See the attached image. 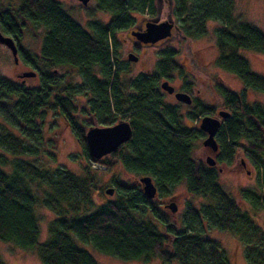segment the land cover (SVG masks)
Segmentation results:
<instances>
[{
	"label": "trees",
	"instance_id": "16d2710c",
	"mask_svg": "<svg viewBox=\"0 0 264 264\" xmlns=\"http://www.w3.org/2000/svg\"><path fill=\"white\" fill-rule=\"evenodd\" d=\"M173 1L179 29L172 36L200 37L208 21L221 22L216 30L218 65L264 93V77L252 72L240 55L242 50L264 53V32L235 16L234 0ZM5 3L0 0V29L6 35L20 41L24 30L42 27L43 36L38 54L22 53L24 62L39 73L36 86L0 75V242L35 252L41 264H98L76 241L125 261L234 264L220 241L205 236L214 228L231 233L243 244L247 264H264V228L223 189L217 170L196 155V140L203 133L194 135L185 128L179 109L164 101L158 82L180 70L177 50L164 49L154 73L139 74L128 84L120 76L123 69L116 67L115 32L133 26L131 12L153 13L159 0H95L96 10L110 13L112 20L108 25L90 23L91 32L57 0ZM61 67L75 68L90 87L94 97L85 107L76 103L70 77L63 81L56 76ZM219 92L230 116L219 131L218 161L231 162L238 149L264 166V108L247 104L239 92L224 84ZM79 113L93 117L100 127L121 115L129 121L132 137L115 153L95 160L88 153L86 130L74 117ZM50 114L63 118L78 141L88 161L82 175L56 164L57 137L47 139L43 131ZM92 161L102 168L93 169ZM115 163L131 174L150 176L157 196H169L185 182L187 191L206 203L199 208L189 204L177 228L140 187L113 181L116 198L84 212L94 205L92 170L111 169ZM239 194L254 209H264V194L251 189H241ZM40 203L57 215L44 242L39 241L36 213ZM0 264H5L1 253Z\"/></svg>",
	"mask_w": 264,
	"mask_h": 264
},
{
	"label": "rangeland",
	"instance_id": "374dc122",
	"mask_svg": "<svg viewBox=\"0 0 264 264\" xmlns=\"http://www.w3.org/2000/svg\"><path fill=\"white\" fill-rule=\"evenodd\" d=\"M64 9L84 28L88 31H92L89 24L93 22H99L104 25H108L112 16L110 13L98 11L95 8V0H90L87 6H83L77 0H57ZM172 2L170 6L176 5V1ZM4 4L5 0H1ZM235 8L234 13L241 21L249 23L264 32V0H234ZM6 4V3H5ZM160 5V7H158ZM155 7L153 13L149 10L141 12H131L135 18L134 24L131 29L138 27L141 22L152 21L155 19L164 20L168 17L167 2L164 4L159 2ZM173 12H171L172 15ZM173 21L176 25H179L177 18L174 16ZM222 24L219 21H208L205 25L206 33L203 36L183 39L181 34H174L169 40L164 41L159 46H150L144 49H134L130 41L129 30L115 32L116 44L115 52L118 60V65L121 69L120 76L125 84H128L139 74L154 73L158 61L160 60V53L166 48H175L177 50L176 60L180 66V70L172 72L170 78H166L172 86L176 89L181 87H187L190 81H196L195 86L201 89V97L212 107L221 109L224 106L223 99L221 98L218 89H215V80L220 79L224 85L228 86L234 91H240L242 89V83L240 79L233 73L221 68L218 63V49L216 47V30L221 27ZM0 32L4 33L1 29ZM43 28L32 27L23 31L22 38L19 46L21 52L18 53V63L14 62V57L11 51L4 45L0 44V75L22 84V78L17 75L26 71H35L31 66L27 65L23 58L22 53L24 50H28L35 54L37 52L38 43L42 38ZM4 35H6L4 33ZM133 52L138 56V61L133 62L128 60V54ZM240 55L245 58L253 72L264 77V53L255 52L252 50H242ZM98 76V70H96ZM193 75L197 77L194 80ZM56 76L60 79H65L66 76L70 77V81L75 86L74 94L76 103L85 107L88 102L94 97L90 87L86 85L84 78L79 75L78 71L73 67H61L60 72L56 73ZM160 81L158 85L160 87ZM38 78L28 79L24 85L36 86ZM164 100L169 103H175L176 100L173 97L164 95ZM251 103L259 104L264 108V93L252 90L248 93V99ZM189 110L188 107L180 109L181 112ZM74 117L78 120L81 127L87 129V116L86 113L76 114ZM115 122H107L101 124V126H108L117 123L122 119L121 115L115 116ZM199 117L195 119H188L184 121L186 126L196 131L199 129L200 123ZM44 134L47 139L57 137V160L56 164L69 169L77 175H82V170L88 168V161L84 158L82 149L76 140L68 123L61 117L55 115H49L45 126ZM193 132V131H192ZM203 139L196 140V155L205 161L206 149L203 147ZM264 161V156H262ZM245 161L247 167H242V161ZM223 170L218 173V179L223 189L235 199L236 203L243 211L249 212L252 219L256 224L264 228V209H254L252 205L243 200L240 197L241 189H251L259 194H264V166L263 164L256 163L250 156L246 155L241 150H236L235 158L232 163L227 165H220ZM246 171H250L249 174ZM94 177L91 179L93 186L91 187V201L94 204L90 206L88 211L93 212L98 206L107 199H115L117 195V187L113 185V181L119 182L127 186H138V180L142 175L131 174L124 170L120 164H114L111 169H104L93 171ZM112 188L114 190L112 195L106 193V189ZM171 201L177 204V212L172 213L169 208L166 207ZM160 212L166 216L170 222L174 223L177 228L182 226L183 214L189 204L199 208L206 200L201 196H195L189 193L186 189L185 182L177 184L169 196H156L152 199ZM37 216L39 218L40 236L39 241L44 242L49 238V223L55 217L56 213L48 208L45 204L40 203L37 207ZM71 216V214H70ZM155 223L159 224L156 220ZM206 229L207 226H206ZM208 238L218 240L222 243L224 249L227 252L228 257L234 262V264H247L244 252V246L239 240L231 233L221 231L218 229H208L206 235ZM79 247L85 249L98 264H165L160 260L153 259L150 261H125L113 256L105 255L98 252L91 244L77 242ZM0 253L2 260L5 264H41L39 258L35 252L26 251L18 248L11 243L0 242ZM171 264H179L173 262Z\"/></svg>",
	"mask_w": 264,
	"mask_h": 264
},
{
	"label": "water",
	"instance_id": "95a60500",
	"mask_svg": "<svg viewBox=\"0 0 264 264\" xmlns=\"http://www.w3.org/2000/svg\"><path fill=\"white\" fill-rule=\"evenodd\" d=\"M83 6H87L90 0H78ZM160 2V0H159ZM174 28V21L172 17H168L164 21L155 19L152 21H147L145 23V29L132 30L131 35L134 36L139 42L143 44L155 45L160 41H167L172 37V29ZM0 44L5 45L12 53L14 57V62L18 63V47L14 39L10 36L4 35L0 32ZM128 60L136 62L138 60L137 56L130 53L128 54ZM22 78H32L36 76V72L26 71L21 74ZM161 88L168 93H173L175 88L166 80L161 83ZM175 97L178 101L186 104L192 102L189 94L184 92H177ZM230 116V112L221 110L219 112V118L206 116L202 118L200 122V130L207 134V137L203 141V146L208 147L212 153H216L218 150V145L215 140V136L218 130L221 128V120L226 119ZM133 134L132 127L127 120H120L113 125L108 126H97L93 124L85 134L86 145L89 155L95 159L100 160L103 157L115 153L120 146L127 143ZM206 163L209 166L215 165V159L212 156L206 158ZM141 185L142 192L144 196L152 200L157 196L158 190L150 176H141L138 180ZM114 190L112 188L106 189V193L112 195ZM167 208L171 210L172 213L177 212V204L171 201L166 205Z\"/></svg>",
	"mask_w": 264,
	"mask_h": 264
},
{
	"label": "flooded vegetation",
	"instance_id": "af4514ba",
	"mask_svg": "<svg viewBox=\"0 0 264 264\" xmlns=\"http://www.w3.org/2000/svg\"><path fill=\"white\" fill-rule=\"evenodd\" d=\"M78 1V0H77ZM167 0H161V2L164 4L165 2H166ZM169 1V0H168ZM172 2H169V4H171ZM171 12H173L172 11V6H170V11H169V13H168V17H172V19H174V15H173V13H172V15H171ZM167 17V18H168ZM166 18V19H167ZM166 19H164V20H166ZM164 20H161V21H164ZM147 22V21H146ZM146 22H141V24L138 26V27H136L135 29H128L129 30V34H130V36H129V38H130V41H131V44H132V47L134 48V49H144V48H146V47H150V46H159L160 44H162L164 41H160V42H157L155 45H150V44H143V43H141V42H139L134 36H132L131 35V31L132 30H138V29H145V23ZM179 29V27H178V25H176L175 24V22H174V28L172 29V33H175L177 30ZM6 36H10V37H12L13 39H14V41L16 42V45H17V47H18V53H20L21 52V47L19 46V43H20V41H18L16 38H14L13 36H11V35H6ZM3 45V44H2ZM5 46V45H4ZM39 50H40V42L38 43V48H37V52L35 53V54H38L39 53ZM130 53H132V54H134L133 52H130ZM129 53V54H130ZM134 55H136V54H134ZM137 56V55H136ZM137 58H138V56H137ZM138 61V60H137ZM136 61V62H137ZM225 70V69H224ZM36 72V76L35 77H32V78H22V76H21V74H18L17 76L19 77V78H22V83L23 84H25L26 83V81L28 80V79H35V78H38V75H39V73L37 72V71H35ZM253 72V71H252ZM255 73V72H254ZM257 74V73H256ZM235 75V74H234ZM235 76H237V75H235ZM238 77V76H237ZM193 78H194V80H197V77L195 76V75H193ZM239 78V77H238ZM240 79V81H241V83H242V89L240 90V91H238L239 92V94L240 95H242L243 97H244V99H245V102L247 103V104H249V105H255L256 103H251V102H249L247 99H248V93L249 92H251L252 90H254V89H252L250 86H248L246 83H245V81L244 80H242L241 78H239ZM167 79L166 78H162L161 79V81H160V85H161V83L162 82H164V81H166ZM168 81V80H167ZM169 82V81H168ZM215 89H218V92H219V87L221 86V84H224L220 79H216L215 81ZM195 83H196V81H190V83H189V85L187 86V87H181V89H176L175 87V90H174V92L173 93H168V92H166L165 90H163L162 88H161V86H160V91H161V93H162V95H163V98L165 97L164 95H168L169 97H173V98H175V100H176V102L175 103H169V102H166L165 100V102L167 103V104H169V105H171V106H175V107H177L179 110V112H178V114H179V116H180V120H181V124L185 127V128H188V129H190V127L189 126H186L185 124H184V121L185 120H188V119H190L192 116H194V115H197L198 117H199V119L200 120H202V118H204V117H206V116H211V117H215V118H219V112L221 111V110H225V111H228L229 112V110L226 108V106L224 105L221 109H217V108H215V107H212L211 105H209L202 97H201V89L200 88H198V87H196L195 86ZM169 84H170V82H169ZM254 91H256V90H254ZM177 92H184V93H187V94H189V96L191 97V100H192V102L190 103V104H186V103H183V102H181V101H178L177 99H176V97H175V94L177 93ZM219 94H220V92H219ZM220 96H221V94H220ZM221 98H222V96H221ZM185 107H188L189 108V110H187V112L186 111H184V112H181L180 111V109H182V108H185ZM204 108V109H203ZM208 108V110H206ZM88 116V115H87ZM224 120L225 119H223V120H221V122H222V124L224 123ZM120 121V120H119ZM201 122V121H200ZM93 124H95L94 123V119H93V117H91V116H88L87 117V129H86V131L88 130V128H90ZM222 126V125H221ZM221 129V128H220ZM220 129L218 130V132H217V134H216V136H215V140H216V142H217V145H218V150H217V152L216 153H212L211 152V150L208 148V147H204V149H206L207 151H206V153H207V155H206V158L208 157V156H212L214 159H215V165L214 166H209L207 163H206V159H205V163L209 166V167H213V168H215L216 170H217V172L219 173V172H221L222 170H223V167H220V165L222 166V165H227V164H229V163H232L233 161H234V159L231 161V162H227V161H221V162H219L218 161V159H219V154L222 152V145H221V143H220V141H219V131H220ZM193 132L192 133H194V135H195V133L197 132V131H201L202 133H203V136H202V138H206L207 137V134L206 133H204L202 130H200V123H199V129H197L196 131H194V130H192ZM204 139H203V141H204ZM202 144H203V142H202ZM234 158H235V155H234ZM242 167H244V168H246L247 167V164H246V162L243 160L242 161ZM246 173L247 174H249L250 173V171H246Z\"/></svg>",
	"mask_w": 264,
	"mask_h": 264
},
{
	"label": "built area",
	"instance_id": "2783aa9c",
	"mask_svg": "<svg viewBox=\"0 0 264 264\" xmlns=\"http://www.w3.org/2000/svg\"><path fill=\"white\" fill-rule=\"evenodd\" d=\"M90 166H91L93 169L102 168V167L98 166L97 163H95L94 161L90 162Z\"/></svg>",
	"mask_w": 264,
	"mask_h": 264
}]
</instances>
